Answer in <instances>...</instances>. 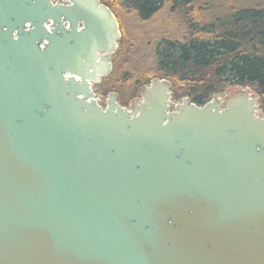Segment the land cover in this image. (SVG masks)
Returning <instances> with one entry per match:
<instances>
[{"label":"water","instance_id":"95a60500","mask_svg":"<svg viewBox=\"0 0 264 264\" xmlns=\"http://www.w3.org/2000/svg\"><path fill=\"white\" fill-rule=\"evenodd\" d=\"M60 1L0 0V264H264L257 95L102 108L118 21Z\"/></svg>","mask_w":264,"mask_h":264},{"label":"trees","instance_id":"16d2710c","mask_svg":"<svg viewBox=\"0 0 264 264\" xmlns=\"http://www.w3.org/2000/svg\"><path fill=\"white\" fill-rule=\"evenodd\" d=\"M100 2L115 15L121 37L110 73L93 85L95 96L115 92L126 106L140 86L157 77L171 83L172 99L187 97L201 106L229 89L249 87L264 117V0ZM159 12L170 17L165 23L172 30L163 24L154 33L145 26ZM128 21L141 25L131 29ZM143 48L145 63L138 53Z\"/></svg>","mask_w":264,"mask_h":264},{"label":"rangeland","instance_id":"374dc122","mask_svg":"<svg viewBox=\"0 0 264 264\" xmlns=\"http://www.w3.org/2000/svg\"><path fill=\"white\" fill-rule=\"evenodd\" d=\"M133 18H134V17H133ZM166 20H167V21H170L171 19H170V17H168V15H167L166 13L159 12L157 15H155V16L152 18V20H150L149 22H147V23L145 24V26H146L148 29L151 28V30H153L154 33H156V28L161 27V25H163V24H165V25L167 24L166 26H167L169 29L172 30L173 27H172L171 25H169L168 22L165 23ZM126 24H127L131 29H132V26H133L134 28H136V27H138V26L141 25V24H137V23H134V25H133V24L130 23L129 21H128ZM159 25H160V26H159ZM147 28H146V29H147ZM168 28H164V30H166V29H168ZM162 29H163V28H162ZM162 29L160 28V29H158L157 31H158V32H161ZM119 31H120V29H119ZM120 35H121V31H120ZM136 48H137V47H136ZM137 49H138V48H137ZM136 52H137V51H136ZM141 52H143V54L140 56V57H142L140 60L143 61V62L145 63V61H148V49H147V51H146V48H143V49H141V51H139L138 53H141ZM229 90H230V89H229ZM108 94H109V93H108ZM108 94H107L106 96H104V97H101V98L95 96V98H96V100L98 101V104H99L100 106H103V107L106 106V99H107V97H108ZM116 98L118 99V95H117V94H116ZM101 99H102V100H101ZM134 99H136V98H134ZM134 99H132L131 101H129L128 105H126V106L121 105V106L128 108L129 105H130V103H131ZM181 99H182V98H181ZM181 99H179V100H175V99H172V96H171V100L173 101V103L180 102ZM116 101H117V103L120 105V103L118 102V100H116Z\"/></svg>","mask_w":264,"mask_h":264},{"label":"flooded vegetation","instance_id":"af4514ba","mask_svg":"<svg viewBox=\"0 0 264 264\" xmlns=\"http://www.w3.org/2000/svg\"><path fill=\"white\" fill-rule=\"evenodd\" d=\"M54 2H62V1H60V0H53ZM92 89H93V86H92ZM98 103V102H97ZM175 104V103H174ZM102 108H105V107H103V106H101ZM173 108H171V110H172Z\"/></svg>","mask_w":264,"mask_h":264},{"label":"built area","instance_id":"2783aa9c","mask_svg":"<svg viewBox=\"0 0 264 264\" xmlns=\"http://www.w3.org/2000/svg\"><path fill=\"white\" fill-rule=\"evenodd\" d=\"M45 26L48 27V24L46 23Z\"/></svg>","mask_w":264,"mask_h":264}]
</instances>
